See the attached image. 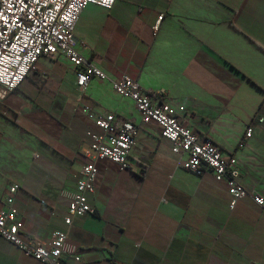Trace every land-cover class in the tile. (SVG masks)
<instances>
[{
	"label": "crops",
	"instance_id": "1",
	"mask_svg": "<svg viewBox=\"0 0 264 264\" xmlns=\"http://www.w3.org/2000/svg\"><path fill=\"white\" fill-rule=\"evenodd\" d=\"M75 36L109 77L127 74L149 93L164 91L180 120L232 154L244 186L264 196V0L91 3ZM84 103L140 122L133 100L109 80L80 90L63 54L41 57L15 91L0 86V208L17 184L23 233L48 247L67 227L89 160L87 132L100 131ZM186 158L151 122L128 169L98 159L88 196L95 212L73 218L65 264H264V210L251 197L232 207L227 183L187 170ZM0 264L47 263L0 236Z\"/></svg>",
	"mask_w": 264,
	"mask_h": 264
},
{
	"label": "built area",
	"instance_id": "2",
	"mask_svg": "<svg viewBox=\"0 0 264 264\" xmlns=\"http://www.w3.org/2000/svg\"><path fill=\"white\" fill-rule=\"evenodd\" d=\"M116 0H0V86L9 92L20 87L37 68L43 56L65 55L76 71L80 90L87 88L94 78L109 80L118 94L131 98L139 113L140 122L113 112H98L94 104L84 103L82 110L100 131L90 130L89 149H84L89 160L80 172L77 187L69 203L64 229L53 232L52 245L23 233L25 222L18 217L14 194L19 186H9L6 206L0 208V236L17 245L26 255L47 264H65L64 245L73 218L93 214L89 194L95 191L98 177L97 160L104 158L128 169L130 154L137 144L142 125L155 122L161 127L162 137L172 144L176 154L187 155L184 167L198 176L211 171L218 181L228 185L231 206L244 197H251L264 210V196L247 189L241 182V171L236 158L204 135L192 130L180 120L174 107L163 101L164 91L149 93L140 83L124 74L111 78L78 50L75 30L80 15L88 4L111 9ZM260 121H263L261 118ZM252 125L245 137L251 136ZM245 139V138H244Z\"/></svg>",
	"mask_w": 264,
	"mask_h": 264
}]
</instances>
